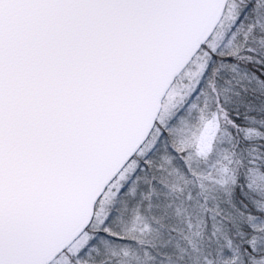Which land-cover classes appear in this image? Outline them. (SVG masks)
Returning <instances> with one entry per match:
<instances>
[{
    "label": "snow or ice",
    "instance_id": "6c2138e0",
    "mask_svg": "<svg viewBox=\"0 0 264 264\" xmlns=\"http://www.w3.org/2000/svg\"><path fill=\"white\" fill-rule=\"evenodd\" d=\"M259 42L264 0H0V264H84L102 243L146 250L163 264L158 249L178 242L193 219L206 233L205 264L209 256L264 264V102L248 104L261 115L241 124L220 91L243 83L234 79L246 77L241 65L264 62ZM194 43L193 59L206 53L207 64L164 120L156 105L169 70ZM202 100L206 121H219L211 151H178L170 130L185 117L195 124ZM225 148L234 166L217 169ZM162 153L186 187H170ZM89 204L75 239L43 256V222ZM127 223L160 227L167 241L139 243L122 230Z\"/></svg>",
    "mask_w": 264,
    "mask_h": 264
},
{
    "label": "trees",
    "instance_id": "16d2710c",
    "mask_svg": "<svg viewBox=\"0 0 264 264\" xmlns=\"http://www.w3.org/2000/svg\"><path fill=\"white\" fill-rule=\"evenodd\" d=\"M256 46L258 49L264 52V42H259ZM234 51L235 49H233L232 52H229V54H234ZM260 55L264 56V54ZM256 59L259 60L260 56H258ZM241 70L242 72L246 73V77L237 75L234 79L236 81L242 80L243 83L240 85H237L236 83L220 85V91L227 102L230 104L236 102L231 109L230 115L232 118L237 119L241 124H245V115H261V113L258 111H248L247 106L248 104H251L256 108H259L261 103L264 102V62L243 64L241 65ZM243 89H246L247 91H243ZM237 92H240V98L244 101V103H239ZM204 107L203 100L200 102V105H193V108L200 112V116L204 115L205 118L206 113L203 111ZM189 116H191V111L189 112ZM168 118L166 117L165 120ZM199 119H201V117ZM193 124L194 123H192L188 117H185L170 130V135L180 145L178 151L183 150L185 147L195 146V142L192 141L191 138V130L194 128V126H192ZM219 139L222 145H227L230 143V138L227 135L222 134ZM197 154L199 155L198 152ZM163 156H165V158ZM160 162L168 169L169 175L167 180L170 187L175 188L177 191L186 187L182 177L174 168H172L170 159L166 153L161 154ZM222 164H226L227 168L234 166L232 162V155L226 150V148L220 153V159L217 161L216 167L219 168ZM199 175V173L193 172V176L199 177ZM222 187L224 188L225 197L231 199L232 191L230 183L226 181ZM207 188L208 186L205 185V190H207ZM259 205L260 207H264V200H261ZM209 209L212 210V205H209ZM176 214L178 216H185L186 213L185 210L181 208ZM191 224V228L183 233L182 238L178 242L174 241L177 242L179 245L178 247H175L171 244L168 247H161L158 249L160 253L159 257H157L158 261L164 260L167 261V264H205V257L209 253L206 233L202 232L195 219L191 221ZM121 228L125 232H132V230L135 228H137L138 231L141 229H147L148 231L150 230L147 225H142L140 223H127L125 225H121ZM195 229H197L198 233H194ZM153 231L156 234L151 239L148 235L141 239L134 236H129V238H136L135 240H137L139 243L149 245H162V243L167 241V235L162 228L155 227ZM139 251V253L142 252L141 249H139ZM209 259L212 260L213 264H221V261L215 256H209ZM122 261H125V258L121 256V254L114 253L112 256L100 258L95 262L92 260L89 264H121ZM150 262H153V259L145 253L140 257V264H150Z\"/></svg>",
    "mask_w": 264,
    "mask_h": 264
},
{
    "label": "rangeland",
    "instance_id": "374dc122",
    "mask_svg": "<svg viewBox=\"0 0 264 264\" xmlns=\"http://www.w3.org/2000/svg\"><path fill=\"white\" fill-rule=\"evenodd\" d=\"M206 64V53L196 56L195 59L191 60V66L189 69L185 70L183 76L177 80V83L168 90V94L165 96L164 103L162 104L160 111V116L162 119L165 120L166 117L168 118L172 114V109L175 107V105L182 103L183 99L192 91V88H194L196 83L199 81L200 73L203 71V68ZM185 80L188 82L184 83ZM173 101L175 103H173ZM200 117V121L198 120L199 123L197 121L192 125L194 126L193 129L195 130H191V138L192 141L195 142L197 152L199 154H206L207 152L211 151L212 141L216 138L217 131H219V121H206L204 115H201ZM163 157L165 158V156ZM223 168H227L226 164H222L221 167L217 169ZM217 175L225 182L228 181V177L226 175H221L219 172ZM96 223H102L101 209H97ZM194 233H198L197 229H195ZM128 234L130 237L134 236L139 239L148 235L151 239L156 233L153 231V229L149 231L147 229H141L138 231L137 228H135L132 230V232H128ZM172 245L175 247L179 246L177 242H172ZM139 252L140 251L138 248L117 247L111 243H102L95 246V250L86 257L84 264H89L92 260L95 262L100 258L112 256L114 253L121 254V256L125 258V261H122L121 264H140V257L145 253V250L141 253ZM159 261H163V264H167V261ZM150 264H153V262H150Z\"/></svg>",
    "mask_w": 264,
    "mask_h": 264
},
{
    "label": "water",
    "instance_id": "95a60500",
    "mask_svg": "<svg viewBox=\"0 0 264 264\" xmlns=\"http://www.w3.org/2000/svg\"><path fill=\"white\" fill-rule=\"evenodd\" d=\"M198 46V43H194L183 50L179 59L174 62L169 70L167 83H171L172 77L179 72L180 68L196 55V48ZM167 83L164 88L168 90ZM160 94H164V89H161ZM157 99L159 101V98ZM160 108L161 104L158 102L156 110L160 111ZM146 131L147 129H145V132ZM91 216V204H89L86 210L73 207V209L69 211L55 214L46 219L42 224L40 232L39 247L41 254L46 256L49 252H54L60 247L71 243L84 226L87 225Z\"/></svg>",
    "mask_w": 264,
    "mask_h": 264
}]
</instances>
